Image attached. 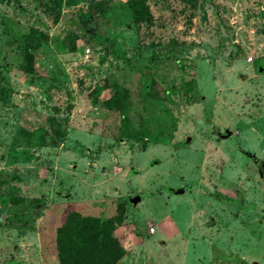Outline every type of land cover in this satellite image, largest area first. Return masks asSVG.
<instances>
[{"label": "rangeland", "instance_id": "1", "mask_svg": "<svg viewBox=\"0 0 264 264\" xmlns=\"http://www.w3.org/2000/svg\"><path fill=\"white\" fill-rule=\"evenodd\" d=\"M128 1L0 0V264H58L66 209L119 207L116 264H264V0H135L146 22ZM104 80L128 91L124 118Z\"/></svg>", "mask_w": 264, "mask_h": 264}, {"label": "trees", "instance_id": "2", "mask_svg": "<svg viewBox=\"0 0 264 264\" xmlns=\"http://www.w3.org/2000/svg\"><path fill=\"white\" fill-rule=\"evenodd\" d=\"M100 3L103 4V0ZM195 1V0H189ZM63 0H55L59 6ZM127 12L130 13L133 22H146L149 20L147 9L141 1L130 0L127 2ZM78 17L81 24L93 20V15L89 11L78 10ZM102 11L99 15H102ZM57 18V17H55ZM87 29V28H86ZM90 31V29H89ZM45 36L35 33L33 29H29L22 41L21 53V70L24 73H35L33 59L35 54L43 50L41 39ZM93 39V33L88 32L83 39V46L90 43ZM46 48V47H45ZM73 49V48H72ZM109 88V95L99 101V105L110 111H117L122 118L128 112V106L125 101L127 92L121 86L115 83H109L104 80L94 89L97 94L104 88ZM148 110V106H146ZM167 125H157L154 130H145L136 132L131 137L146 142H157L161 136L168 131ZM63 133H58V135ZM36 129L27 132L25 140L31 145L41 143ZM130 138L129 135L125 136ZM146 140V142H144ZM15 198L10 193L3 198V201H13ZM120 207L118 213L110 218L102 216L90 217L81 215L73 208L66 209L60 219V223L55 230L54 247L55 257L58 264H116L123 256V248L112 236L111 231L115 225L120 223Z\"/></svg>", "mask_w": 264, "mask_h": 264}, {"label": "water", "instance_id": "3", "mask_svg": "<svg viewBox=\"0 0 264 264\" xmlns=\"http://www.w3.org/2000/svg\"><path fill=\"white\" fill-rule=\"evenodd\" d=\"M239 77H240V79H243L245 77V75L240 74ZM185 141H188V137L185 139ZM172 192L174 194H180V193H182V189H175V190H172ZM138 200H139L138 196H134L130 199V202L136 203Z\"/></svg>", "mask_w": 264, "mask_h": 264}]
</instances>
